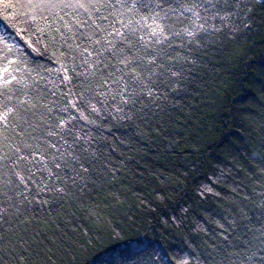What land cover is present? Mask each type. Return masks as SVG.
Listing matches in <instances>:
<instances>
[{
	"label": "trees",
	"instance_id": "1",
	"mask_svg": "<svg viewBox=\"0 0 264 264\" xmlns=\"http://www.w3.org/2000/svg\"><path fill=\"white\" fill-rule=\"evenodd\" d=\"M0 264H264V0H0Z\"/></svg>",
	"mask_w": 264,
	"mask_h": 264
},
{
	"label": "snow or ice",
	"instance_id": "2",
	"mask_svg": "<svg viewBox=\"0 0 264 264\" xmlns=\"http://www.w3.org/2000/svg\"><path fill=\"white\" fill-rule=\"evenodd\" d=\"M69 6H72V5H69ZM76 6L79 7V8L84 9L86 12H87V10H88L84 3H78ZM90 6H91L92 8H94V9L96 8V5H95V4H92V5H90ZM109 7H114V5H109ZM103 18H104V19H107V17H103ZM83 23H84L85 25H87V24H88V20L85 19V20L83 21ZM94 27H95V29H96L97 31H94V32H91V33L83 34V35L85 36V39H87V40H89V41H93V37L96 36V35L98 34L99 31H102V29H100V26H99V25H94ZM121 35H122V34H121ZM94 42H95V43H100V40L97 39V40H95ZM109 43H111V41H109ZM114 55H116V53H114ZM119 58H120L123 62H125V63L127 62V55L124 54L123 52H121V53L119 54ZM152 63H154V61H153ZM129 95H131V93H129ZM21 159H25V157H21Z\"/></svg>",
	"mask_w": 264,
	"mask_h": 264
}]
</instances>
